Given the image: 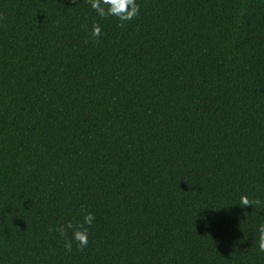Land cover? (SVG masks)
I'll return each instance as SVG.
<instances>
[{
	"label": "trees",
	"instance_id": "obj_1",
	"mask_svg": "<svg viewBox=\"0 0 264 264\" xmlns=\"http://www.w3.org/2000/svg\"><path fill=\"white\" fill-rule=\"evenodd\" d=\"M136 3L0 0V264H264V0Z\"/></svg>",
	"mask_w": 264,
	"mask_h": 264
},
{
	"label": "clouds",
	"instance_id": "obj_2",
	"mask_svg": "<svg viewBox=\"0 0 264 264\" xmlns=\"http://www.w3.org/2000/svg\"><path fill=\"white\" fill-rule=\"evenodd\" d=\"M91 8L96 14L101 17H115L120 22L131 21L134 16L138 15L139 7L136 0H89ZM101 35V28L99 25L94 24L91 30V36L99 37ZM241 203L245 206L249 205L247 197H241ZM94 216L91 212H85L83 215V223L76 226L72 231L71 238H67L66 231L73 229L74 226L71 221L66 225L59 228V233L65 237L64 247L66 250L71 251L73 242H76L78 248H84L88 244V229L83 225L91 226ZM259 237L258 245L261 251H264V224L258 228Z\"/></svg>",
	"mask_w": 264,
	"mask_h": 264
}]
</instances>
